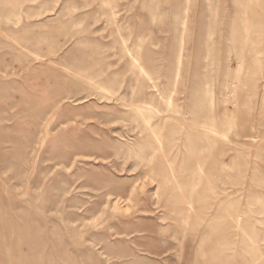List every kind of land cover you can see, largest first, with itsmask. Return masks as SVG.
<instances>
[{"label": "rangeland", "instance_id": "1", "mask_svg": "<svg viewBox=\"0 0 264 264\" xmlns=\"http://www.w3.org/2000/svg\"><path fill=\"white\" fill-rule=\"evenodd\" d=\"M0 264H264V0H0Z\"/></svg>", "mask_w": 264, "mask_h": 264}]
</instances>
